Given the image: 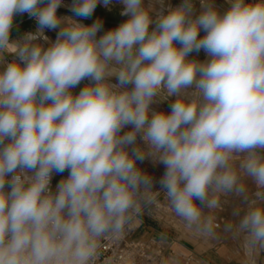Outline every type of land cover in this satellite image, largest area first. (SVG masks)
<instances>
[{"label":"clouds","instance_id":"clouds-1","mask_svg":"<svg viewBox=\"0 0 264 264\" xmlns=\"http://www.w3.org/2000/svg\"><path fill=\"white\" fill-rule=\"evenodd\" d=\"M118 2L104 30L82 21L113 0H0V264H94L160 191L190 228L242 195L234 227L264 248V0Z\"/></svg>","mask_w":264,"mask_h":264},{"label":"crops","instance_id":"crops-1","mask_svg":"<svg viewBox=\"0 0 264 264\" xmlns=\"http://www.w3.org/2000/svg\"><path fill=\"white\" fill-rule=\"evenodd\" d=\"M168 2L172 5H178L181 0H168ZM72 3L73 0H63L64 6L58 9V14L62 16H71L72 13L69 11V8ZM195 3L198 9L199 0H195ZM215 3L218 6L227 7L226 0H215ZM97 18H99L104 25V7L102 4H98L92 18L83 20L82 22L90 24ZM15 25L16 27L12 33L13 38H17L26 32L34 31L36 28L35 20L29 18L27 14L18 15L15 18ZM46 34L53 40L56 37L54 31H48ZM200 58H204L203 52H201ZM154 107L158 110H167V103L154 105ZM138 164L146 172L143 162H138ZM160 171L163 172L162 170ZM241 182L246 185L245 195L249 197V202L252 199H255L256 192L258 191L256 185L247 177H241ZM205 209L209 211L208 215L211 217H214L215 211L232 209L244 210L246 213L248 210V202H245L242 195L230 193L221 197L219 207L215 209ZM166 210L169 211L165 214L164 229H161V227L152 223L151 219H149L151 213L145 212L137 221L136 229L134 231V236L142 240H148L152 237L161 240L164 251L158 264H264V248L257 245L251 252L246 251L244 247V233L237 232L235 236H231V233L233 232H230V230L227 229L222 232L219 238H217L214 234L212 235V232L214 230L215 232L217 231L215 223H217L216 221L218 219L216 220L209 217V226L206 227L213 229V231L208 230V232L203 233L200 230L201 225L190 228L181 218L177 220L172 219L171 215L173 217L177 216H175L169 204ZM169 212H171V214H169ZM221 220L220 222H222ZM202 229L205 230V228Z\"/></svg>","mask_w":264,"mask_h":264},{"label":"built area","instance_id":"built-area-1","mask_svg":"<svg viewBox=\"0 0 264 264\" xmlns=\"http://www.w3.org/2000/svg\"><path fill=\"white\" fill-rule=\"evenodd\" d=\"M146 161L144 160L143 164ZM145 168H149V164H146ZM151 171L149 170V172ZM154 173V175H150L154 181V190H159L158 181L164 172L154 171ZM53 182L54 177L52 185ZM152 208L162 211L168 208V201L163 191H160L159 196L156 198V203L145 208L142 214L149 212ZM140 216L135 218L131 227H126L122 233L110 234L100 239L94 264H158L164 251L161 240L156 237L142 240L134 236L136 224Z\"/></svg>","mask_w":264,"mask_h":264},{"label":"rangeland","instance_id":"rangeland-1","mask_svg":"<svg viewBox=\"0 0 264 264\" xmlns=\"http://www.w3.org/2000/svg\"><path fill=\"white\" fill-rule=\"evenodd\" d=\"M122 8V5L118 2V0H113V4L111 6L110 9H106L104 7V30H108L111 29L113 27H116L119 23H121L125 17L120 16V10ZM83 85H81L82 87ZM78 91V89H77ZM159 105V104H158ZM147 161L144 162L145 166L146 164H149V168H146V173H148L149 175L151 174H155L154 171L158 172L160 170H164V166L162 164L159 163H155L152 160L146 159ZM149 170H152L151 172H149ZM165 171V170H164ZM163 171V172H164ZM67 173H64L63 176H66ZM62 178L61 175H55L54 176V182H53V186H55V184ZM166 211V212H165ZM157 210L152 208L150 210L151 213L149 216V219H151L152 223H155L156 226L161 227V229L165 228V222L164 219L166 218V213H168L169 210ZM209 211L207 209H203V217H202V222H201V226H200V230L204 233V232H208V219L213 218V219H218L215 223V227L217 229V231L215 232V230L213 231V229H211L212 235L214 234V236H216L217 238H219L222 234V232H224L225 230L229 229L231 233V236H235L237 234L236 228L234 227L236 224L239 223L240 219L243 217V215L245 214L244 210H240V209H232V210H224V211H215L214 212V217L209 216L208 213ZM169 214H171V212H169ZM172 219H179V217H173L171 215ZM222 219V220H221ZM220 220L222 222H220ZM219 221V222H218ZM174 223V222H173ZM229 225L233 226V227H229ZM155 226V227H156ZM163 227V228H162ZM213 227V226H212ZM205 228V231L204 229ZM229 236V233H228Z\"/></svg>","mask_w":264,"mask_h":264},{"label":"water","instance_id":"water-1","mask_svg":"<svg viewBox=\"0 0 264 264\" xmlns=\"http://www.w3.org/2000/svg\"><path fill=\"white\" fill-rule=\"evenodd\" d=\"M17 16H18V15H17ZM17 16H16V17H17ZM16 17H15V18H16Z\"/></svg>","mask_w":264,"mask_h":264}]
</instances>
